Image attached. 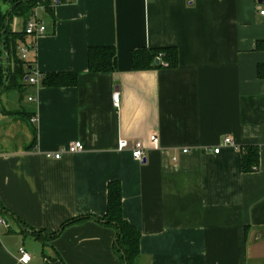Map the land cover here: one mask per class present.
<instances>
[{"label": "crops", "instance_id": "crops-1", "mask_svg": "<svg viewBox=\"0 0 264 264\" xmlns=\"http://www.w3.org/2000/svg\"><path fill=\"white\" fill-rule=\"evenodd\" d=\"M259 5L65 0L51 14L39 6L44 33L25 38V61L40 75L73 72L78 80L54 87L41 76L0 87V264H22L20 247L28 264H122L114 229L98 219L107 184L117 180L123 217L141 234L135 264H264ZM11 28L20 30L21 19ZM98 46L115 47L112 73L88 71V49ZM143 46L175 47L177 66L134 71L131 53ZM7 56L1 63L11 71ZM225 137L256 146L258 168L243 172L240 150L221 144ZM75 141L83 151L46 156ZM137 141L143 161L132 157Z\"/></svg>", "mask_w": 264, "mask_h": 264}, {"label": "trees", "instance_id": "trees-1", "mask_svg": "<svg viewBox=\"0 0 264 264\" xmlns=\"http://www.w3.org/2000/svg\"><path fill=\"white\" fill-rule=\"evenodd\" d=\"M65 0H0V87L6 90L15 87L18 81H23L26 75L33 72L32 62H26L17 56L18 43L25 42L28 34L25 32L27 22L34 15L36 8L42 6L44 11L51 14L52 7L58 2ZM7 5V9L2 10V5ZM14 17L21 19L20 30H12L11 22ZM257 48L264 51V42L259 41ZM7 59L14 62V69H4L1 59L4 55ZM159 58V63H155ZM131 64L134 71H143L148 69L168 68L177 66V49L171 47L149 48L142 47L132 51ZM88 71L91 73H112L117 68L116 50L113 46L90 47L87 52ZM26 67V68H25ZM258 76L264 75V63L257 67ZM41 84L45 86H70L77 83L78 75L76 73H45L42 74ZM16 82V83H15ZM18 87V86H17ZM241 152V170L243 172L256 170L259 166V152L254 145L239 147ZM106 212L103 217L98 218L107 226L115 231V241L113 249L120 257L122 264H135L140 254L139 242L141 234L137 228L123 217L122 212V191L120 182L110 181L107 184ZM79 220V219H74ZM66 225L63 224V227Z\"/></svg>", "mask_w": 264, "mask_h": 264}, {"label": "built area", "instance_id": "built-area-1", "mask_svg": "<svg viewBox=\"0 0 264 264\" xmlns=\"http://www.w3.org/2000/svg\"><path fill=\"white\" fill-rule=\"evenodd\" d=\"M262 2H264V0H260ZM257 12H259L260 15L264 16V5L261 6L259 5L257 8ZM44 25L37 20L36 18V14H34L31 19L27 22L26 27H25V32L28 34H33L35 36H39V34L44 33ZM29 47H27V45H21L18 46V54L19 57L22 60L26 59V55L29 52ZM41 77L40 74L35 73V72H31L29 74L26 75V80L29 84L34 85L37 83L38 79ZM118 97L119 94L118 92H115L112 96V102L115 105H118ZM32 97H29V100H32ZM149 144L154 148L157 149L159 148V140L158 137L156 135H151L149 137ZM221 144L226 145V146H231V147H235L236 149L238 148V146L236 144H234V142H232L231 138L229 137H225L222 139ZM127 141L121 139L118 143V147L120 149H126L127 148ZM239 149V148H238ZM83 145L80 141H75L73 142L71 145H69L65 150H59L56 153H47L46 156L47 157H52L54 159H58L61 157L62 153L67 151L68 153H72V152H79V151H83ZM220 150V146H218L217 148L214 149V153H218ZM132 157L137 160V161H142L144 159V154H145V147L143 146V144L139 141L134 142L132 144ZM182 153H187L188 149H181ZM175 157L172 158L173 161H175ZM3 223L5 224V221L3 218L0 219V224ZM18 252H20V262L22 264H28L31 261V254L26 252L22 247L19 248Z\"/></svg>", "mask_w": 264, "mask_h": 264}, {"label": "rangeland", "instance_id": "rangeland-1", "mask_svg": "<svg viewBox=\"0 0 264 264\" xmlns=\"http://www.w3.org/2000/svg\"><path fill=\"white\" fill-rule=\"evenodd\" d=\"M38 8H39V7H38ZM38 8L36 9V12H37V13L39 12V9H38ZM13 94H14L15 96H17V97L20 95V94H19L18 92H16V91H13ZM21 95L25 97V95H26V91L23 90V92H22Z\"/></svg>", "mask_w": 264, "mask_h": 264}, {"label": "water", "instance_id": "water-1", "mask_svg": "<svg viewBox=\"0 0 264 264\" xmlns=\"http://www.w3.org/2000/svg\"><path fill=\"white\" fill-rule=\"evenodd\" d=\"M259 1H260V0H259ZM159 61H160L159 58H157L156 61H155V63L157 64V63H159ZM29 68H31V67H29ZM142 161H143V160H142Z\"/></svg>", "mask_w": 264, "mask_h": 264}]
</instances>
